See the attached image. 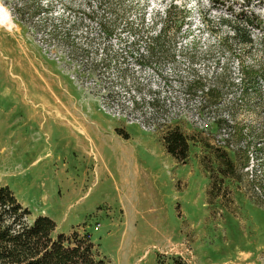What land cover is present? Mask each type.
<instances>
[{"label": "rangeland", "instance_id": "1", "mask_svg": "<svg viewBox=\"0 0 264 264\" xmlns=\"http://www.w3.org/2000/svg\"><path fill=\"white\" fill-rule=\"evenodd\" d=\"M134 1L141 7L128 15L137 21L136 9L145 7L148 19L171 4L187 12L176 58L163 64V75L129 55L117 58L130 33L121 23L109 38L97 24L113 18L116 0L100 8L99 0H42L46 12L22 24L11 12L17 0H0L10 13L9 20L0 17V185L30 210L28 221L54 220V235L84 227L111 264H172L178 256L187 264H264V208L230 182L225 198L208 203L200 157L213 159L205 142L223 145L213 125L203 131L208 117L190 111L183 119L182 130L195 140L182 164L141 123V109H122L132 106V95L149 98L151 89L183 99L181 86L199 74L211 82L224 71L225 82H237L238 55L222 42L227 29L219 19L246 1ZM252 2L264 21V0ZM46 19L60 25L57 40L68 33L108 48V72L89 70L88 54L71 41L50 39L36 24ZM123 68L127 86L141 94L126 92ZM238 118L259 126L264 117L240 111ZM170 239L180 244L166 248Z\"/></svg>", "mask_w": 264, "mask_h": 264}, {"label": "trees", "instance_id": "2", "mask_svg": "<svg viewBox=\"0 0 264 264\" xmlns=\"http://www.w3.org/2000/svg\"><path fill=\"white\" fill-rule=\"evenodd\" d=\"M102 1L99 0L97 8L102 6ZM245 1L246 4L240 5L238 10L228 6L226 16L219 19V24L227 29L222 42L228 43V49L238 55L237 82H225L224 71L216 74L211 82L199 74L181 86L183 99L176 95L161 97L159 91L151 89L149 98L132 95V106L124 105L122 109L134 112L141 109V123L148 131L157 134L166 151L182 164L187 163L190 143L195 140L194 136L190 137L182 130L183 119L190 111L208 117L203 131L213 125L222 135L223 143L205 142L213 159L200 157L203 171L209 178L206 190L208 203L212 205L217 199L225 198L227 182H230L238 189L244 188L249 200L264 208V118L259 126L238 118L240 111L264 117V21L255 10L250 9L252 0ZM116 5L118 7L109 8L113 18L110 21L97 20V24L109 38L114 31L112 28L121 23L130 33L132 39L126 41L127 49L117 54V58L129 55L137 64H144L157 75H163V64L176 58L180 34L187 18L185 9L176 12L177 7L171 4L150 19L147 18L146 7L136 9L137 21L128 14L135 7H141L139 1L116 0ZM46 10L42 0H17L11 7L16 22L21 24L32 22L34 17ZM90 18L95 20L93 16ZM36 24L48 31L50 39L59 38V24L50 23L48 19ZM75 38L70 40V34L65 33L61 40H56L60 43L71 41L75 47L81 48L84 56L88 54L86 59L93 67L89 70L107 73L113 62L109 49L91 47V41L81 42ZM126 75L123 68L119 77L126 92L141 94L135 84V88L127 86ZM229 86L235 90L229 92ZM118 131L129 137L123 129ZM223 203L229 206V202ZM30 214L9 186L0 185V264H110L101 256L91 235L80 231L84 227L73 229L70 234L54 235V220L40 215L30 222ZM172 264L187 263L178 256Z\"/></svg>", "mask_w": 264, "mask_h": 264}, {"label": "clouds", "instance_id": "3", "mask_svg": "<svg viewBox=\"0 0 264 264\" xmlns=\"http://www.w3.org/2000/svg\"><path fill=\"white\" fill-rule=\"evenodd\" d=\"M0 17H2L4 20H9L10 19V13L3 6V4H0Z\"/></svg>", "mask_w": 264, "mask_h": 264}, {"label": "crops", "instance_id": "4", "mask_svg": "<svg viewBox=\"0 0 264 264\" xmlns=\"http://www.w3.org/2000/svg\"><path fill=\"white\" fill-rule=\"evenodd\" d=\"M124 224L126 225V226H130V222H127V221H125L124 222ZM176 244H180V243H175L174 242V240H169V242L167 243V245H166V248H169L170 246H172V245H176ZM99 251V250H98ZM101 253V252H100ZM111 264V263H110Z\"/></svg>", "mask_w": 264, "mask_h": 264}]
</instances>
